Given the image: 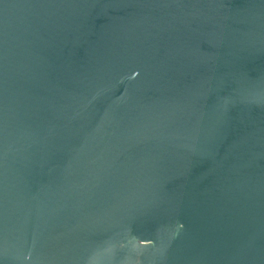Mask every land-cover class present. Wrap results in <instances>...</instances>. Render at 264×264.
I'll return each instance as SVG.
<instances>
[{
    "label": "water",
    "instance_id": "obj_1",
    "mask_svg": "<svg viewBox=\"0 0 264 264\" xmlns=\"http://www.w3.org/2000/svg\"><path fill=\"white\" fill-rule=\"evenodd\" d=\"M0 264H264V0H0Z\"/></svg>",
    "mask_w": 264,
    "mask_h": 264
}]
</instances>
